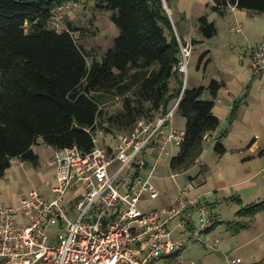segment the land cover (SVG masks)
Returning a JSON list of instances; mask_svg holds the SVG:
<instances>
[{
    "label": "trees",
    "instance_id": "obj_1",
    "mask_svg": "<svg viewBox=\"0 0 264 264\" xmlns=\"http://www.w3.org/2000/svg\"><path fill=\"white\" fill-rule=\"evenodd\" d=\"M62 1L0 0V176L12 158L37 163L30 147L38 137L53 149L74 145L86 152L93 130L128 133L138 120L163 115L174 103L184 134L168 168L186 171L202 150L203 133L218 125L211 107L221 82L181 88L176 37L162 7L171 0H95V7L110 11L117 34L100 60L91 57L89 64L90 50L76 43L73 26L67 22L68 31H55L47 24L50 8ZM229 6L264 15V0H211L207 9L222 16ZM196 21L202 38L216 33L205 15ZM205 55L199 54L197 65ZM204 92L210 99L202 98ZM113 97L120 107L107 113L103 107ZM234 111L233 105L230 118ZM221 137L212 145L217 156L224 152ZM263 210L264 199L250 202L222 223L236 232L248 224L242 218Z\"/></svg>",
    "mask_w": 264,
    "mask_h": 264
},
{
    "label": "built area",
    "instance_id": "obj_2",
    "mask_svg": "<svg viewBox=\"0 0 264 264\" xmlns=\"http://www.w3.org/2000/svg\"><path fill=\"white\" fill-rule=\"evenodd\" d=\"M82 6L78 0L54 5L48 26L68 31L64 23L67 12ZM176 42V70L184 78L191 41L176 37ZM250 51L252 71L264 75V40ZM175 104L152 120H138L128 133L116 134V143L109 148L98 146L97 136L102 133L93 130L92 146L86 152L74 145L53 149L48 161L52 166L50 197L31 188L14 204L0 202V264H156L183 246V240L170 237L172 229L202 242L213 223L212 213L205 203L187 196L189 182L163 209L139 207L143 196L157 197L152 178L163 144L151 163H145L140 153L170 120ZM183 134V129L169 126L162 142L178 145ZM122 172L128 176L127 182L124 177L116 180ZM70 212L75 216L72 220ZM170 220H174L171 228ZM51 227L54 232L48 236ZM52 238L55 243H50ZM226 264L264 261L245 262L232 256Z\"/></svg>",
    "mask_w": 264,
    "mask_h": 264
},
{
    "label": "crops",
    "instance_id": "obj_3",
    "mask_svg": "<svg viewBox=\"0 0 264 264\" xmlns=\"http://www.w3.org/2000/svg\"><path fill=\"white\" fill-rule=\"evenodd\" d=\"M209 4L211 0H171L166 5V14L175 37L190 40L192 49L198 48L195 57L206 52L201 63L194 65L191 78L188 74L183 78V87L205 85L211 79L221 82L211 107L218 125L213 131L206 132L202 150L193 164L184 172L171 173L168 159L177 152L178 146L162 141L169 126L184 127V118L176 112L172 114L140 153L145 163H151L157 156L159 145L163 144L156 174L152 178L157 197L149 199L143 196L139 207L161 210L180 195L183 184L189 182L187 196L205 203L216 223L202 235L201 243L194 241L187 246L190 243L187 234L172 229L171 232L175 233L172 239L183 240V246L156 261L157 264L170 263L175 258L172 264H226L232 256H238L245 262L264 261V210L251 218H242L248 224L236 232L222 223L232 220L242 205L264 199V75L252 71L250 59L251 47L264 40V15L229 6L222 16H218L207 9ZM201 15L215 25L216 33L209 38H202L197 31L196 20ZM66 17L71 20L67 14ZM184 23L189 25L188 29ZM106 26L114 31L109 23ZM203 99H210L208 93ZM233 105L235 114L230 118ZM221 133L224 152L217 156L212 152V145ZM102 142L103 148H109L116 140L104 134ZM171 151L172 155H169ZM165 169L169 171L168 175L164 174ZM47 174L50 177L44 181L42 193L48 197L51 195L52 169ZM180 175L183 176L182 181H176L175 177ZM232 196L238 201L229 199ZM173 224L174 220H170L168 227H173ZM184 252H187L185 257Z\"/></svg>",
    "mask_w": 264,
    "mask_h": 264
},
{
    "label": "rangeland",
    "instance_id": "obj_4",
    "mask_svg": "<svg viewBox=\"0 0 264 264\" xmlns=\"http://www.w3.org/2000/svg\"><path fill=\"white\" fill-rule=\"evenodd\" d=\"M83 2L82 7H78L73 11H68L67 16L72 20H68L65 16L64 23L67 25V22L75 28L72 32V36L75 39L76 43L84 51L90 50V56L86 57V63L89 64L91 57H94L95 60L99 61L101 54L112 45V38L117 34V29L114 24L110 21V11L95 7V0H78ZM94 22L95 25H94ZM107 22V23H106ZM114 27L106 26V24ZM185 24V28L188 29L189 25ZM98 31V32H97ZM101 31V32H100ZM225 35H227L224 32ZM196 46L197 41L193 43ZM198 48L195 47L190 51V56L188 58L186 75L188 74L191 78V73L194 65L197 62V57H195ZM186 77V76H185ZM183 82V77H182ZM206 85V84H205ZM206 92L203 93L202 98L205 96ZM120 107V98L113 97L106 101L103 109L107 113L115 112ZM103 135H98V146L103 147ZM115 137V135H111ZM31 150L37 156V163L32 165L29 161H20L17 158H12L9 162V166L4 170L3 174L0 176V202L2 204H14L20 197L24 196L26 191L33 188L42 193L45 190L44 181L47 180L50 176L47 172L52 169V166L48 165V161L52 156L53 148L46 145L41 138H36L33 144L31 145ZM176 149V148H173ZM175 151V150H174ZM173 151V152H174ZM169 155H172V151ZM168 158V156H166ZM165 159V158H164ZM114 166V164H113ZM164 174L168 175L169 171L164 170ZM120 177H124L125 181H128V176L125 172H122L116 180ZM183 176H176L175 180L181 182ZM120 191H123L121 189ZM43 194V193H42ZM50 197V196H48ZM75 216L70 212L68 213V218L72 220ZM54 232V228L51 227L48 229V236ZM175 233L170 234L171 238ZM184 238L186 234L183 235ZM187 245L194 243V240L187 239ZM199 242V241H195ZM50 243H55V239L52 238ZM201 243V242H199ZM187 252L183 253V256H186ZM176 260V258H175ZM173 259L170 263H175ZM157 264V263H156Z\"/></svg>",
    "mask_w": 264,
    "mask_h": 264
},
{
    "label": "water",
    "instance_id": "obj_5",
    "mask_svg": "<svg viewBox=\"0 0 264 264\" xmlns=\"http://www.w3.org/2000/svg\"><path fill=\"white\" fill-rule=\"evenodd\" d=\"M162 7L165 9V11L167 12V8H166V4H165V2L164 1H162ZM181 88H183V84H182V87Z\"/></svg>",
    "mask_w": 264,
    "mask_h": 264
}]
</instances>
